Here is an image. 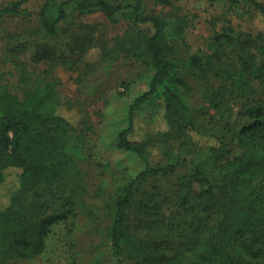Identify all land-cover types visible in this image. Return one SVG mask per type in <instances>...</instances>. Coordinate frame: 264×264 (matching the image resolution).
I'll return each mask as SVG.
<instances>
[{
    "label": "trees",
    "instance_id": "obj_1",
    "mask_svg": "<svg viewBox=\"0 0 264 264\" xmlns=\"http://www.w3.org/2000/svg\"><path fill=\"white\" fill-rule=\"evenodd\" d=\"M28 1L0 4V18L24 13ZM147 1L167 7L173 0H44L36 16L38 34L55 38L71 11L99 12L110 23L126 15L137 31L128 55L152 71L148 90L129 105L127 125L116 140L117 149L133 153L144 167L123 180L110 198L107 235L113 255L136 264H264V182L258 180L264 175V101L247 99L237 111L238 125L231 131L242 152L232 160L221 161L229 152L225 146L193 143L191 136L202 133L176 87L181 79L167 40L169 28L181 36L184 22L145 13ZM218 1L249 5L264 20V5L257 0ZM229 49L236 52L233 62L227 60ZM122 50L121 44L105 51L102 47V59L114 60ZM209 51L203 57L191 56L188 64L203 78L214 73L229 82L234 98L245 97L251 80L261 79L262 36L234 33L228 27L210 39ZM17 83L22 97L0 86V186L10 173L16 181L0 205V264L40 256L55 227L62 224L70 235L77 208L84 209L74 161L77 151L71 147L77 131L57 113L55 83H32L24 69ZM159 88L158 106L167 129L152 133L155 120L144 126L136 112ZM154 141L162 146L163 166L147 161ZM205 162H211L210 169L204 168ZM180 167L186 173L179 179L183 183L171 209H163L168 200L158 201L155 194L137 197L140 183ZM194 184L200 186L197 192Z\"/></svg>",
    "mask_w": 264,
    "mask_h": 264
},
{
    "label": "rangeland",
    "instance_id": "obj_2",
    "mask_svg": "<svg viewBox=\"0 0 264 264\" xmlns=\"http://www.w3.org/2000/svg\"><path fill=\"white\" fill-rule=\"evenodd\" d=\"M12 1L15 0H0V4ZM257 1L264 5V0ZM43 2L29 0L24 13L0 18V86H7L22 97L17 83L20 69L26 71L32 83H55L57 113L77 131L73 134L77 140L72 141L71 147L77 151L74 161L83 185L84 209L77 208L79 215L70 235L61 224L47 238L43 254L10 264H136L135 260L113 255L107 233L110 198L115 188L144 167L136 155L117 149L116 140L127 125L129 105L148 90L152 71L141 60L128 55L127 49L137 31L126 15L110 23L99 12L78 15L71 11L68 21L60 25L59 35L47 38L35 29ZM144 12L171 22H184L181 36L177 37L169 28L167 40L173 49L170 58L177 63V76L181 79L176 87L202 133L191 136V141L204 146L218 144L220 149L225 146L229 152L221 161L240 155L242 149L234 141L231 128L238 125L237 111L247 99L264 101V69L260 80H251L245 97L234 98L229 82L223 83L214 73L203 78L188 60L193 55L209 54L210 39L228 27L234 33L262 36L264 43L261 14L246 4L230 6L218 0H173L167 7L147 1ZM120 44L123 50L118 52V58L102 59V47L105 51ZM234 54L233 49L227 51L229 62L236 60ZM160 92L159 88L136 112L138 118L144 119V126L149 127L147 120H155V126H150L152 133L167 129L158 106ZM161 147L157 143L148 147L147 161L152 166L164 163ZM210 164L205 162L204 168L210 169ZM185 173L180 167L172 174L149 178L139 184L137 197L155 194L158 201L168 200L163 209H171L170 202L179 193L183 183L179 179ZM258 180L264 182V175ZM15 187V174L10 173L6 184L0 186V192L4 191L0 205L6 193ZM199 189V185H193L195 192Z\"/></svg>",
    "mask_w": 264,
    "mask_h": 264
}]
</instances>
